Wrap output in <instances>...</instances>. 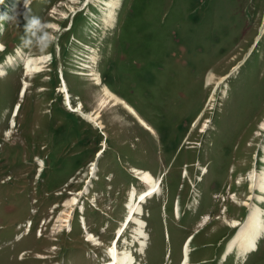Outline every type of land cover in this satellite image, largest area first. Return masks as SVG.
<instances>
[{
  "label": "rangeland",
  "instance_id": "374dc122",
  "mask_svg": "<svg viewBox=\"0 0 264 264\" xmlns=\"http://www.w3.org/2000/svg\"><path fill=\"white\" fill-rule=\"evenodd\" d=\"M105 12L100 0H0V264L109 260L131 193L147 189L133 168L161 191L119 252L180 264L192 234L188 264H264V235L251 252L231 247L245 202L264 221V0H117L107 23ZM24 55L50 59L26 76Z\"/></svg>",
  "mask_w": 264,
  "mask_h": 264
},
{
  "label": "bare ground",
  "instance_id": "6f19581e",
  "mask_svg": "<svg viewBox=\"0 0 264 264\" xmlns=\"http://www.w3.org/2000/svg\"><path fill=\"white\" fill-rule=\"evenodd\" d=\"M97 1V0H96ZM101 3H104L105 5V19H103L106 23L107 22H111L113 19H111L114 15V9L117 6V0H109V1H102L100 0ZM26 56H23V64L24 65V69L26 70V76H34L36 74H39V72L41 73L42 71H44V67L46 66V63L49 62L50 56L49 55H39L36 57H31V56H27V58H25ZM90 67V66H88ZM6 72L3 69H0V75L3 76ZM94 75V74H93ZM96 75V74H95ZM62 82V81H61ZM62 85V91L65 92V100H66V104H68L69 106L72 107L71 105V95L68 89V85L67 82L64 78ZM28 87V81L24 80V87L22 88V93L21 95L23 96L26 93ZM61 91V92H62ZM107 91V90H106ZM106 94H108L109 96H111L112 94L110 92H106ZM116 102H114V105L117 104H123L125 108H127L129 110V112L131 114H133L137 120H139L140 123L145 125V122L138 116L137 112L134 110L133 107H131L127 102L123 101L122 99H115ZM105 104V103H104ZM81 107H77L75 110L77 111H81ZM20 110V105L17 104L16 106V110H15V115L18 114V111ZM93 115L88 114V118L90 120H93L94 118L92 117ZM133 173L136 174V178H138L139 180H141L142 184H144L147 189L144 190L142 193H140L138 199H134L135 198V193H131V205H128V212L126 215V218L123 222L122 227L120 228L117 236L114 238L112 244L109 246L108 251H107V255L109 257V260L104 261L103 264H137L135 259L133 258V256L130 253L127 252H119L118 250V242L120 240V238H122L125 230L128 228V226H130L132 223L136 226H138V222H139V217H141L142 215V204L146 202V199L150 196H154L155 194H158L161 191V181L156 180L154 178V176L148 172L147 170H142V169H138V168H133ZM93 175V174H92ZM256 177V176H255ZM257 182V181H256ZM255 189L260 188L262 193L264 194V186L262 185V187L256 183V185L254 186ZM87 189V188H86ZM83 193H85L84 191H82V193H79V195H82ZM134 201V202H133ZM258 202H264V198L259 196L258 197ZM72 203L74 205H78L80 204L79 198L78 197H74ZM130 203V201H129ZM245 205L249 206V213H248V219L245 223H241L238 220H233V226L234 227H238L239 226V230L237 232V234L235 235L232 243V248L233 247H237L239 252L244 254V253H248L251 252L252 250H255L257 248V242L258 239H260L261 237H263L264 235V225H263V218H262V212L261 210L257 207V206H253L251 203H249L248 201L245 202ZM82 211V208H81ZM67 221H70V219H67ZM232 225V224H231ZM141 227V226H140ZM139 228V227H137ZM118 238V240H117ZM141 239H143V237H138L137 241H141ZM94 237L92 235H89L87 238V241L93 242ZM97 244V243H95ZM191 247V241L186 243L185 245V257L183 259V261L181 262V264H188L189 263V248Z\"/></svg>",
  "mask_w": 264,
  "mask_h": 264
},
{
  "label": "clouds",
  "instance_id": "9594fccd",
  "mask_svg": "<svg viewBox=\"0 0 264 264\" xmlns=\"http://www.w3.org/2000/svg\"><path fill=\"white\" fill-rule=\"evenodd\" d=\"M36 23H38V21L33 20V21L30 22V25H31V24H36Z\"/></svg>",
  "mask_w": 264,
  "mask_h": 264
}]
</instances>
